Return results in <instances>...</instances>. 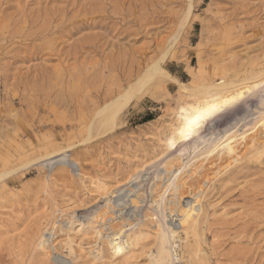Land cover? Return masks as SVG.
I'll return each instance as SVG.
<instances>
[{
  "label": "rangeland",
  "instance_id": "rangeland-1",
  "mask_svg": "<svg viewBox=\"0 0 264 264\" xmlns=\"http://www.w3.org/2000/svg\"><path fill=\"white\" fill-rule=\"evenodd\" d=\"M158 60L168 75L132 100L117 127L87 140L96 113ZM261 69L264 0H0V174L25 164L0 180V264H157L150 205L159 200L170 215L173 186L162 198L156 192L166 164L177 158L174 184L196 191L199 172L226 163L222 142L233 138L237 147L255 130L264 140V95L246 121L212 135L207 148L183 143L159 164L148 162L167 152L179 109L198 101L190 90ZM67 147L75 170L41 162L40 154ZM249 149L204 195L198 237L181 233L185 262L264 264V153ZM121 195L130 222L115 225L107 244L96 231ZM136 220H145L144 233L117 255L115 246L138 232L130 226ZM52 232L45 252L40 242Z\"/></svg>",
  "mask_w": 264,
  "mask_h": 264
},
{
  "label": "bare ground",
  "instance_id": "bare-ground-1",
  "mask_svg": "<svg viewBox=\"0 0 264 264\" xmlns=\"http://www.w3.org/2000/svg\"><path fill=\"white\" fill-rule=\"evenodd\" d=\"M186 17H189V15H186ZM160 60L164 61L163 57ZM160 60L153 62L151 65H148L145 71L141 72L137 77V79L132 84H130L124 91L120 92L114 99L107 102L104 105V107H102L96 113V115L94 116L95 118L94 119L92 118L93 120L91 121L88 129L86 127L88 134L87 140H90L92 138L91 135L94 132L98 136H100L117 127L124 110L129 106L132 100L142 90H144L145 87L150 82H152L153 80L157 79L160 76L168 75V72L162 66ZM257 69H259V67ZM205 81H203L201 84H198L192 90H190L191 91L190 93H192L193 96L198 98V101H196L194 105L205 100H214L216 98H220L221 100H223V99H231L235 96H242L243 99L239 100L236 105L228 109L224 114H221L219 118L215 119V121H209L207 124H205L204 127L200 129L198 135L193 136L191 139L187 141H182L178 143L175 149L168 148L167 152L149 161L148 165L146 164L147 167H152L154 165L159 164L165 159L167 155L172 153L183 143L198 144L199 142H201L200 145H197L195 147V150L196 148L198 150L201 146H204L203 148L209 146L212 143V139H211L212 135L214 136L219 135L221 134V132L226 131L229 128L230 130H233L244 120L246 121V119H248V117L250 116L249 114L254 110L258 109L257 106L253 107L255 101L258 99L259 96L264 95V70L262 69L259 70L258 72H255L254 74H251L249 76L246 75L243 77H239L236 78L235 80L225 76L220 83H214L209 80L207 82ZM262 102L264 103V99H262ZM245 110L248 111L245 112ZM220 122H224V123L221 124ZM261 130L263 131V135H264V118L262 119L261 122ZM254 133L255 134L251 133L249 135L244 134L241 138V141L237 142L238 143L237 147L236 145H234L235 141H233V138H228L224 142H222L220 144L221 147L220 151H221V156L224 157L223 160H225L226 163L218 165L216 169L210 173L206 172L204 176H202L199 172L198 175L199 177H202V180L198 182L197 185L195 186L196 191H189L188 194L186 192L185 193H183L182 191L180 192L179 191L180 186L174 184L176 180V177L174 175L177 173L178 170L175 171L173 168L177 167V164H174L175 161L177 162V158L171 159V161L168 164H166L167 166H169L168 167L169 170H166V172L164 173L165 175L161 180V186L156 190V192L157 193L162 192V194L158 196L162 198L165 195L167 189L170 186L171 188L173 186V191H175V194H172L171 197L167 199V205H166L168 211H170L169 212L170 215L168 217L163 215V211L164 212L166 211V207L164 208V210H162L159 200L154 201L155 203L150 205L152 207L155 206L156 209L154 210L155 212H157V214L154 215L157 216V218L155 217L152 218V224L155 227L154 233L160 239L159 256H158L157 264H177V263L189 264L184 260V253L181 246V242L183 240L181 233H183L187 239H189L191 236L198 237V229L200 227V222H199L200 217L204 214L203 198L206 192L209 190V188L219 177H221L224 174V172H226L230 167H232V165L239 163L240 161L242 162V160L245 159L246 152H248L247 150L249 148H252V152H257L259 154L264 153V140H261L259 133L256 134V130L254 131ZM87 140L85 139V141ZM71 151H72V147L59 149L53 151L52 153L44 154L43 156H41L40 154L41 157L40 159L41 162L43 163L47 162L46 166L53 167L57 165L62 170H65L66 168L74 169L77 168L79 164L77 163V160H73L71 158V155L69 154ZM220 159H221L220 161H222V158ZM23 167H25V164L16 170L15 169L12 171L9 170L8 172H4L5 174L3 173V175L0 174V180L10 175L11 173L18 171L19 169L21 170V168ZM140 171L143 172L144 171L143 168ZM136 174L137 172L136 173L132 172V174H129L128 177L126 178L127 181L120 185L122 187L129 185ZM123 197L124 195H121L118 198V200L114 202V206H110L107 209V211L105 212L107 217L105 216L106 218H103L101 220L103 228H100L98 231H96V237L101 240L105 238L107 244L111 243V241H114L113 234L116 231L115 230L116 227H118L121 224L126 225L127 223L130 222L129 218L125 215L127 204L124 201H122ZM187 198L190 200L185 202V199ZM136 203H137L136 206L137 208L140 205H138V201ZM147 217L148 215L144 216L145 219ZM144 222L145 220L143 222L136 220L135 224L130 225L132 227L131 231L138 230V232L133 233L134 237L128 234L127 241L123 245L119 244L121 248H123L125 251H130L131 246L134 245L135 240L137 239L136 237L137 234H141L145 230L146 226ZM54 237H55V232H52L51 234L48 235V237L42 238L40 242V246H42L45 252L48 246L52 244V240ZM65 245L70 255H74L76 250L73 244L69 241L66 242ZM189 250L191 253H194L196 256H198V252L196 251L195 248L190 246ZM152 256L153 255H151V257Z\"/></svg>",
  "mask_w": 264,
  "mask_h": 264
},
{
  "label": "snow or ice",
  "instance_id": "snow-or-ice-1",
  "mask_svg": "<svg viewBox=\"0 0 264 264\" xmlns=\"http://www.w3.org/2000/svg\"><path fill=\"white\" fill-rule=\"evenodd\" d=\"M192 5L189 4L186 9V15H191ZM243 99L242 96H235L231 99L216 98L214 100L202 101L191 108L181 107L179 109L180 122L177 124L171 138L167 140L169 149H175L177 144L182 141H187L193 136L198 135L200 129L209 121H215L221 114H224L228 109ZM190 211V209H189ZM123 248L115 246L114 251L118 255L123 252ZM52 264H62L61 261L53 259Z\"/></svg>",
  "mask_w": 264,
  "mask_h": 264
}]
</instances>
